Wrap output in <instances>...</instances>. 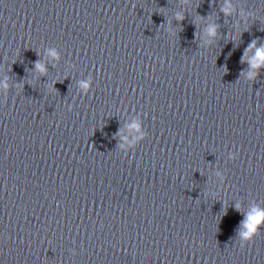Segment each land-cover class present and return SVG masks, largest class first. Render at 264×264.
I'll use <instances>...</instances> for the list:
<instances>
[{"label":"water","instance_id":"water-1","mask_svg":"<svg viewBox=\"0 0 264 264\" xmlns=\"http://www.w3.org/2000/svg\"><path fill=\"white\" fill-rule=\"evenodd\" d=\"M223 3L0 0V264H264V0Z\"/></svg>","mask_w":264,"mask_h":264},{"label":"clouds","instance_id":"clouds-1","mask_svg":"<svg viewBox=\"0 0 264 264\" xmlns=\"http://www.w3.org/2000/svg\"><path fill=\"white\" fill-rule=\"evenodd\" d=\"M221 10L225 14H232L235 11V5L232 3V0H224ZM239 15L244 17L245 15H251V12L245 13L243 10L240 11ZM180 19L179 15L176 17ZM205 36H214L215 35V25L208 24L204 32ZM208 42V41H206ZM45 55L52 59H59V51L55 47H48L44 50ZM242 60L247 62L248 71L243 73L244 77L247 80H253L258 75V72L261 68H264V44L257 46L256 41H252L244 51ZM36 69L39 71H44L42 64L37 63L35 65ZM91 84V80L81 81L80 87L82 89H87ZM9 88L8 78L5 76L0 78V89L6 91ZM132 128L140 129L139 134L136 135L132 140H125L124 144L121 145L122 148L127 150L128 148L133 147L139 141L144 139L146 132L142 130V121L139 116L133 117V123L131 124ZM229 159H235L234 153H229ZM221 175V173H217ZM264 225V208L255 206L250 210V213L245 214V220L241 226V231L238 235L241 244L244 242L250 241L258 232L260 227Z\"/></svg>","mask_w":264,"mask_h":264}]
</instances>
